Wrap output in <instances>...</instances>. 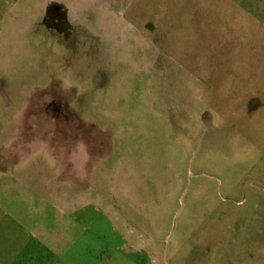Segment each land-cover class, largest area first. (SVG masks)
<instances>
[{"label":"rangeland","instance_id":"rangeland-1","mask_svg":"<svg viewBox=\"0 0 264 264\" xmlns=\"http://www.w3.org/2000/svg\"><path fill=\"white\" fill-rule=\"evenodd\" d=\"M0 264H264V0H0Z\"/></svg>","mask_w":264,"mask_h":264},{"label":"flooded vegetation","instance_id":"flooded-vegetation-1","mask_svg":"<svg viewBox=\"0 0 264 264\" xmlns=\"http://www.w3.org/2000/svg\"><path fill=\"white\" fill-rule=\"evenodd\" d=\"M59 15L58 14H55L54 12H52L50 15H49V22H52V21H55V24L56 25H59L62 21L61 19L59 20ZM61 18V17H60ZM60 22V23H59Z\"/></svg>","mask_w":264,"mask_h":264}]
</instances>
